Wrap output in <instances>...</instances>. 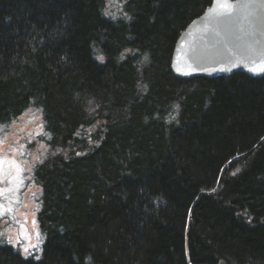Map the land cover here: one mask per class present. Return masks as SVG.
Returning a JSON list of instances; mask_svg holds the SVG:
<instances>
[{
  "label": "trees",
  "instance_id": "obj_1",
  "mask_svg": "<svg viewBox=\"0 0 264 264\" xmlns=\"http://www.w3.org/2000/svg\"><path fill=\"white\" fill-rule=\"evenodd\" d=\"M105 3L0 0V126L38 111L50 152L38 256L0 264H264V75H173L211 0Z\"/></svg>",
  "mask_w": 264,
  "mask_h": 264
},
{
  "label": "water",
  "instance_id": "obj_2",
  "mask_svg": "<svg viewBox=\"0 0 264 264\" xmlns=\"http://www.w3.org/2000/svg\"><path fill=\"white\" fill-rule=\"evenodd\" d=\"M224 3L231 7H221ZM262 61L264 0H211L209 8L176 40L170 69L180 79L215 78L233 73L258 78L264 72L249 69ZM9 171L10 161L6 159L0 178L6 177Z\"/></svg>",
  "mask_w": 264,
  "mask_h": 264
},
{
  "label": "rangeland",
  "instance_id": "obj_3",
  "mask_svg": "<svg viewBox=\"0 0 264 264\" xmlns=\"http://www.w3.org/2000/svg\"><path fill=\"white\" fill-rule=\"evenodd\" d=\"M122 2L106 0L105 14L121 18ZM49 153L38 111L29 109L9 125L0 126V161H10L8 175L0 178V190H3L0 204L4 205V213L0 215V244L12 246L23 257H37L42 244L36 223L40 189L34 182L33 169ZM25 247L28 253L23 251Z\"/></svg>",
  "mask_w": 264,
  "mask_h": 264
},
{
  "label": "snow or ice",
  "instance_id": "obj_4",
  "mask_svg": "<svg viewBox=\"0 0 264 264\" xmlns=\"http://www.w3.org/2000/svg\"><path fill=\"white\" fill-rule=\"evenodd\" d=\"M221 7L227 9V8L231 7V5L228 3H224L221 5ZM209 11H211V9ZM99 59L103 60V57L101 56V57H99ZM249 70L252 72H264V61H262L258 66H254V67L250 68ZM2 172H3V162L0 161V173H2ZM2 194H3V190H0V195H2ZM8 210L10 211V209H8ZM3 213H4V205L0 204V215H3ZM37 237L39 238V234H37ZM32 247L36 248V247H38V245H32ZM23 251L25 253H28L29 252L28 247H25L23 249Z\"/></svg>",
  "mask_w": 264,
  "mask_h": 264
}]
</instances>
